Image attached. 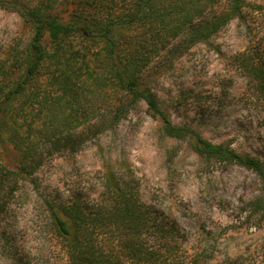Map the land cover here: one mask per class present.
I'll return each instance as SVG.
<instances>
[{
	"label": "trees",
	"instance_id": "trees-1",
	"mask_svg": "<svg viewBox=\"0 0 264 264\" xmlns=\"http://www.w3.org/2000/svg\"><path fill=\"white\" fill-rule=\"evenodd\" d=\"M248 0H0L30 27L23 48L0 64V214L20 181L44 161L74 152L114 128L138 103L158 118L164 136L188 140L205 160L235 163L254 171L264 187V156L215 143L195 129L173 123L146 79L154 60L176 49L208 42L239 18ZM243 68L264 89V59L241 53ZM107 91L111 109L99 114L90 95ZM97 94V95H99ZM107 122L95 125L96 118ZM46 117V118H45ZM96 128V130H93ZM103 198L80 193L49 203L70 264H204L207 250L192 246L170 214L147 204L139 189L115 171L104 175ZM132 181V180H131ZM264 221V194L251 201Z\"/></svg>",
	"mask_w": 264,
	"mask_h": 264
},
{
	"label": "rangeland",
	"instance_id": "rangeland-1",
	"mask_svg": "<svg viewBox=\"0 0 264 264\" xmlns=\"http://www.w3.org/2000/svg\"><path fill=\"white\" fill-rule=\"evenodd\" d=\"M31 36L18 11L0 5V64ZM244 52L264 59V0H248L242 15L208 42L154 60L146 79L173 123L264 156V89L243 68ZM97 94L90 95V104L106 114L110 94ZM107 120L108 114L98 116L95 125ZM0 154L12 158L17 151L0 142ZM111 170L139 189L147 204L173 216L190 245L205 247L204 264H264V221L251 208L264 194L259 176L235 163L205 160L188 140L164 136L145 102L114 128L90 135L74 152L56 153L20 181L0 214V264H70L49 203L76 193L101 200L104 175Z\"/></svg>",
	"mask_w": 264,
	"mask_h": 264
}]
</instances>
